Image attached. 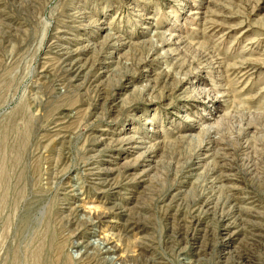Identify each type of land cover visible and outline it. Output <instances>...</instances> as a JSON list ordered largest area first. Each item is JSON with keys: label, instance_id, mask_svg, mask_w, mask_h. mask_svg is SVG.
<instances>
[{"label": "rangeland", "instance_id": "1", "mask_svg": "<svg viewBox=\"0 0 264 264\" xmlns=\"http://www.w3.org/2000/svg\"><path fill=\"white\" fill-rule=\"evenodd\" d=\"M104 257L264 264V0H0V264Z\"/></svg>", "mask_w": 264, "mask_h": 264}, {"label": "bare ground", "instance_id": "2", "mask_svg": "<svg viewBox=\"0 0 264 264\" xmlns=\"http://www.w3.org/2000/svg\"><path fill=\"white\" fill-rule=\"evenodd\" d=\"M75 66V65H74ZM147 122H149V121H147ZM126 143H129V142H126ZM132 144V143H131ZM93 223L94 222H92L91 224L93 225ZM90 224V225H91ZM107 241H108V239H105L104 241H102V242H100V248H99V254H109V253H111L112 251H113V249L112 248H110L109 246H107ZM106 242V243H105ZM90 243V242H89ZM89 243H87L86 244V246H84V247H88V246H90L89 245ZM92 245L91 246H93V245H95L94 243H91ZM99 247V246H98ZM102 264H113V263H115L116 262V258H114V257H104V258H102Z\"/></svg>", "mask_w": 264, "mask_h": 264}]
</instances>
